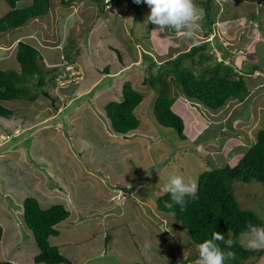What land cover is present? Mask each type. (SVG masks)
I'll list each match as a JSON object with an SVG mask.
<instances>
[{"label": "rangeland", "instance_id": "1", "mask_svg": "<svg viewBox=\"0 0 264 264\" xmlns=\"http://www.w3.org/2000/svg\"><path fill=\"white\" fill-rule=\"evenodd\" d=\"M68 1L51 0L43 16L0 32L4 45L24 34L18 40L42 46L40 62L51 71L49 90L45 87L34 102L0 100L15 110L11 118L0 116V258L47 264L35 262L39 245L24 219V199L35 196L43 208L62 203L71 212L57 225L60 235L50 237V242L73 264H197V244L189 230L173 214L158 210L157 198L166 192L170 176L180 175L197 185L199 175L212 165L235 163L264 129V0H212V25L205 22L206 0H194L200 19L190 39L171 29L153 31L156 25L147 21L149 7H134V0H103V5L93 0L65 4ZM27 2L21 0L18 7ZM69 16L74 22L66 21ZM207 40L213 60L186 58L185 65L195 72L214 65V59H222L224 45L233 51L225 63L242 69L244 62L241 71L252 95L211 109L180 95L173 84L168 88L176 96L173 107L186 126L182 139L176 129L157 121L158 92L143 80L158 73L150 66L152 59L160 64ZM8 52L0 50V55ZM13 54L4 67L0 61V70L20 72ZM67 57L76 60L79 73L69 66L76 80H61L56 86L49 77L61 71ZM127 62V72L103 76L106 66L113 72ZM128 80L145 98L136 109L140 127L124 135L113 130L104 106L121 99ZM47 91L59 100L47 97ZM75 96L84 101L76 102ZM230 186L240 206L256 212L264 227V184L236 180ZM238 240L249 248L248 232ZM245 262L264 264V254Z\"/></svg>", "mask_w": 264, "mask_h": 264}, {"label": "trees", "instance_id": "2", "mask_svg": "<svg viewBox=\"0 0 264 264\" xmlns=\"http://www.w3.org/2000/svg\"><path fill=\"white\" fill-rule=\"evenodd\" d=\"M19 1L21 0H6L11 9L0 16V32L21 27L31 19L43 16L51 7V0H32V3L26 7H18ZM70 1L74 0H69L65 4ZM93 1L104 4L103 0ZM141 3L146 5L143 0ZM211 3L212 0L202 3L205 5L208 16V21L205 22L209 25L215 22L210 11ZM136 6L138 5L135 3L134 7ZM251 17V19H256L257 15ZM210 41L194 44L190 50L160 64L147 53L145 54L152 59L150 66L157 67L158 71L157 74H151L143 80V84H149L158 92L154 102L155 117L161 125L176 129L182 139L186 138V126L183 117L173 107L176 96L168 90L173 84L180 95L198 100L211 109L222 108L232 98H237L242 102L252 95L249 79L241 71L245 68L244 62L241 63L242 69L237 68L234 63L231 64V61L225 63L233 51H229L224 45L221 46L222 59L220 61H217V58L214 59V65L203 67L200 72H195L190 66L185 65L184 59L186 58H190L192 62L198 60L199 63L213 60V55L208 52L211 49ZM232 45L227 46L232 48ZM41 51H44L42 46H35L23 40L19 41L16 58L20 63V72L0 70V100L23 98L34 102L40 96V91H46L45 87L49 81L47 75L51 71L43 69L45 64L40 62L43 60ZM197 54H199L198 58ZM69 62L74 63L76 60L67 57L62 64L61 71L54 75V78L49 77L56 83V86L59 78L69 79L70 71L67 70ZM105 70L109 72L108 67ZM252 70L259 72L256 67ZM238 71L241 73L239 74ZM46 93L47 97L54 99H52L54 102L59 100L49 91ZM93 93L94 90L89 94ZM144 98L145 95L135 88L131 80L125 81L121 99L110 100L104 106L113 130L127 135L130 131L140 127L141 121L136 114V109ZM83 101L84 97L76 100V102ZM71 107L69 106L68 109ZM14 113L15 110L0 103V116L8 119ZM236 180L245 183L257 181L264 184V129L258 132L257 141L235 163L212 165L210 169L199 175L195 198L185 197L187 203L183 211L177 204H173L171 208L166 207V202H171V195L168 192L160 195L156 204L158 210L173 214L175 219L189 230L195 244L212 239L213 233L219 232L223 239L215 243L225 254L228 252L235 254L234 258L226 259L224 264H248L245 262L247 259L264 254L263 248L250 249L238 240L241 234L249 232V226L261 227L263 222L256 212L240 206L235 191L230 186ZM119 186L126 188L127 191L132 189L124 185ZM23 210L25 222L33 230L40 249V252L35 255V262L73 264L60 251L59 246L50 242V237L60 235L57 225L70 216L71 212L68 208L62 203L43 208L38 198L28 196L24 199ZM198 258L197 254L195 259ZM0 264L15 263L0 258Z\"/></svg>", "mask_w": 264, "mask_h": 264}, {"label": "clouds", "instance_id": "3", "mask_svg": "<svg viewBox=\"0 0 264 264\" xmlns=\"http://www.w3.org/2000/svg\"><path fill=\"white\" fill-rule=\"evenodd\" d=\"M141 2L142 0H134L136 4H140ZM143 3L150 9L147 21L156 25L153 31L171 29L176 33L183 32L185 38L190 39L196 33H194L193 30L199 28L198 22L200 15L194 0H143ZM66 21H73V17H67ZM67 34V27H64L65 37ZM19 41L17 43H19ZM147 55L151 56L149 53H147ZM71 65L74 66L75 71L78 73L79 69L75 64H69L67 66V70L70 71L71 76H69V79L76 80L75 77L77 76L68 68ZM106 67L109 69V66ZM105 68L103 69L104 76L110 73V70L106 72ZM61 80L63 79H58V81ZM165 191L171 195V202H166V207L171 208L173 204H177L180 206L181 211H183L187 203L185 197L190 196L195 198L197 185L192 180L186 182L183 176L173 175L169 177L165 185ZM221 239H223L222 235L219 232H214L212 239L205 240L196 245V251L199 257L197 264H224L226 259L234 258V253L228 252L225 254L215 243V241ZM247 246L251 249L264 247V227L249 226Z\"/></svg>", "mask_w": 264, "mask_h": 264}, {"label": "crops", "instance_id": "4", "mask_svg": "<svg viewBox=\"0 0 264 264\" xmlns=\"http://www.w3.org/2000/svg\"><path fill=\"white\" fill-rule=\"evenodd\" d=\"M20 2V1H19ZM18 2V3H19ZM2 3H7L6 2V0H0V16H2V15H4V14H6L10 9H11V7H10V5H7V6H3L2 5ZM29 3V4H28ZM32 3V0H29V2H27L26 3V5L25 6H23V7H26V6H28V5H30ZM24 34H20L19 36H23ZM19 36H17L16 38H15V40H13L12 42H11V44L10 45H8V44H5L4 45V43H0V50H2V51H9L8 53H5V54H3V53H1V55H0V61L2 62V66L4 67L5 65H7L6 63H8L9 61L7 60V57H10L13 53V55H15V57H16V53H17V47H18V43L17 44H15V41H16V39H17V42L19 41L18 39H19ZM21 40V39H20ZM4 58V59H3ZM17 59V58H16ZM64 61H66V60H64ZM63 61V62H64ZM77 62H74V63H72V62H69V64H75V65H77L78 67H80L78 64H76ZM9 65V64H8ZM130 63H128L127 62V64H123V66H121L120 68H118L117 70H115V71H113V72H110L108 75H106V76H108V77H110V76H116V75H119V73H122V72H127L128 70H129V68H130ZM8 67V66H7ZM6 68V67H5ZM79 69V68H78ZM117 72V73H116ZM105 75V74H104ZM103 75V76H104ZM102 76V77H103ZM102 77L100 78V80L102 79ZM96 80V79H95ZM99 82V81H98ZM95 85H97V83L95 84ZM77 87V86H76ZM76 87H74L73 89H75ZM76 97V99L77 98H81V99H83V96H75ZM71 98V97H70ZM95 101V100H94ZM94 101H93V103H94Z\"/></svg>", "mask_w": 264, "mask_h": 264}]
</instances>
